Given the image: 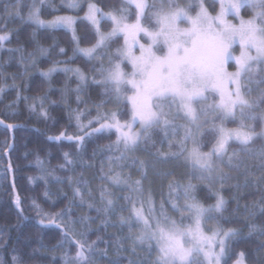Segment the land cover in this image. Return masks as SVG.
<instances>
[{"label":"snow or ice","instance_id":"6c2138e0","mask_svg":"<svg viewBox=\"0 0 264 264\" xmlns=\"http://www.w3.org/2000/svg\"><path fill=\"white\" fill-rule=\"evenodd\" d=\"M61 2L69 9H81L79 0ZM45 3L46 0H40L37 5L34 0L25 23L34 24L37 28L63 27L71 30L75 42L73 56H81L87 62H99L91 69L93 73H99V76H91V82L102 86L104 95L115 102L117 109L123 106L129 117L122 121L118 111L102 112V102L94 105L97 109L95 123L99 127L93 126L92 119L83 124L81 116L84 113L77 109L73 115L83 135L61 132L49 137L51 140L75 139L77 147L82 150L85 136L115 131V143L107 148L112 151L114 147L118 155L108 157V172L104 173L101 167V173H104L101 179L128 192L122 198L124 205L120 209L121 213L127 210L128 215L121 214L118 220L121 229L126 227L128 234L123 240L115 241L116 252L124 250L125 242H128L132 258L127 264H228V259L233 255L228 242L241 233L235 228L204 227L208 220L218 219L214 213L222 214L225 210L227 202L219 190L214 193L215 204L206 208L194 195L196 188L193 184L183 186L184 204L172 203L171 207L181 217L187 214L189 221L185 223L183 218L177 220L169 215L163 202L157 209L151 191L145 190L143 181L147 179L151 167L148 161L131 157L132 163L138 168L137 179L122 175V164L142 143L147 147L152 141L154 129L161 130L165 137L171 131L168 152L157 150L153 155L156 158L183 157L192 171L198 174L197 179L209 184L219 181L220 187H224L229 177L220 165L239 169L243 164L239 153L234 151L228 155L229 141L235 140L242 146L241 151L251 152L248 146L254 138H264V88L253 97L250 87L252 84H264V0H219V10L214 15L204 0H188L185 5L179 4L177 0H151V3L149 0H126V6L108 12L89 0L83 19L92 25L95 37L88 47L80 46L73 28L75 17L64 15L52 20L41 18L40 5ZM131 7L135 8L134 20H130L128 14ZM245 7L250 9L247 18L241 14V9ZM5 11L9 15H20L18 8L10 12L6 7ZM229 16L233 19L229 20ZM105 20L111 21L109 31L102 30L101 23ZM181 23L186 26L181 27ZM117 36H123L124 42L113 53L109 45ZM32 38L35 39V31ZM8 40L9 33H0V49L4 48ZM235 46L239 48V55L233 54ZM9 51L20 53L21 63L29 59L35 64L34 54L29 53L26 58L20 48ZM38 52L41 56L47 55L48 49L38 46ZM64 52L65 49L60 48V53ZM231 61L235 63L234 71H229ZM125 62L131 66L130 72L122 66ZM56 71L57 68L53 66L42 71L41 75L50 78ZM62 71L66 74L71 72L77 78L75 92L79 102L83 86L89 80L88 74L79 67H65ZM68 90L66 84L63 92ZM3 91L4 88L0 87V93ZM40 99L41 115L46 117L47 112L42 107L43 98ZM209 99L212 103H208ZM31 110H36L35 104ZM229 119L239 120V126L226 128L224 122ZM257 119L261 122L259 132L251 124L245 123L246 120ZM177 120L185 123L176 124ZM3 123L0 120V124ZM7 127L11 129L14 125L8 124ZM86 128H91V132L84 131ZM205 128L210 129L214 139L209 151L201 150L203 145L199 139L205 136ZM179 129H183V135L177 139ZM189 141L191 147L188 146ZM173 144L176 145L175 150ZM63 155L65 163L60 165L61 168L74 166L77 161L82 162L79 154L75 158L67 152ZM257 155L264 167V150ZM36 164L43 170V161L39 157ZM8 168L11 170L10 162ZM116 168L121 170L116 171ZM33 179L30 178V181ZM56 179L59 181L60 178ZM68 180L72 185L73 199L79 197L81 203H84L81 185L86 186V182L80 178L73 182L71 176ZM179 187L177 184L169 185L170 190ZM45 195L48 193L45 192ZM88 195H91L90 191ZM100 202L103 207L97 208V212H103L105 216L115 212L117 201L107 187L100 188ZM15 203L20 209L19 195H16ZM33 204L41 217V224L45 223L46 217L49 224L61 227L57 217L63 220L67 210L49 214L40 209L35 201ZM93 206V203L88 204L89 208ZM245 207L250 214L256 207L264 212V203ZM258 230L264 232V227L248 225L249 235ZM63 235L69 243L76 245L75 255L67 252L63 254V264H95L93 254L99 251L95 241L89 243L86 239L77 238L67 228ZM70 236L71 239H68ZM0 246L3 244L0 243ZM140 252L147 255L141 256ZM102 254L106 256L107 249ZM11 264H21V261L13 255ZM110 264L123 262L116 259ZM235 264H245L243 252L238 254Z\"/></svg>","mask_w":264,"mask_h":264},{"label":"trees","instance_id":"16d2710c","mask_svg":"<svg viewBox=\"0 0 264 264\" xmlns=\"http://www.w3.org/2000/svg\"><path fill=\"white\" fill-rule=\"evenodd\" d=\"M33 2L34 0H19V3L17 0H0V33H9V40L5 42L4 48L0 49V87L4 88L0 93V120L4 121L0 124V243L3 244L0 246V264H11L13 255L19 258L21 264H63V254L67 252L75 255L76 251L75 243H69L63 235L65 228L77 238L86 239L89 243L95 241V247L99 249L93 254L95 264H110L116 259L127 264L132 258L129 243L125 242L124 250L119 253L116 252L115 244L117 239L123 240L127 236L121 233L122 229L118 223L119 216L125 215L126 212L124 210L121 213L120 210L123 197L118 196L116 191L113 193L114 185L111 182L106 183L101 179V176L108 172V157L118 155L114 147L112 151L107 148L108 145L115 143V131H103L85 136L82 150L77 147L78 142L75 139L71 141L49 139L61 132H66L68 135H83L73 115L77 109L84 113L81 116L83 124H87L88 120L92 119L93 126L99 127L95 123L97 109L94 105L103 102L104 107L101 111H104L113 106L112 100L104 95L102 86L91 82V76H99L91 71L97 61L87 62L81 56H73L75 42L71 30L37 28L34 24L25 23ZM79 2L81 9L72 10L65 7L61 0H46L45 4L40 5V14L44 20H52L56 16L64 15L77 18L76 27L74 28L73 25L75 34L80 40V46L88 47L94 42L95 37L92 25L83 19L89 0H79ZM91 2L105 12L126 6L125 0H91ZM149 2L151 3V0ZM35 3L39 5L40 0H35ZM187 3L188 0H180L181 5ZM208 5L213 13L218 10V4L208 1ZM6 7L10 12L18 8L20 15H9L5 11ZM134 13L135 8L131 7L128 13L130 20H134ZM243 14L248 17L250 9L245 7ZM101 27L102 30L109 31L111 21H103ZM34 31L35 39L32 38ZM122 45L123 38L117 36L110 43V49L114 52ZM38 46L47 48V55L41 56ZM17 48L22 49L26 58L29 53L34 54L35 64L33 65L29 59L21 63L20 53L9 51ZM60 48L65 49V52L60 53ZM53 66L57 71L52 73L50 78L41 75L42 71H47ZM105 66H107L106 61ZM62 67H79L89 76L87 85L83 86L79 102L75 92L77 78L72 73L66 74L60 71ZM66 84L69 90L65 93L63 90ZM250 87L251 95L255 97L259 90L264 88V84H252ZM40 98H43L42 107L47 112L46 117L41 115ZM208 103H212V100L209 99ZM33 104L36 107L35 111L31 110ZM108 110L105 111L111 112ZM120 110L119 118L122 121L128 119L125 114L127 110L123 106ZM256 111L258 112L259 109ZM178 122L183 120L175 121L176 124H181ZM245 123L251 124L257 132L260 131L259 119L246 120ZM8 124L14 127L8 128ZM224 126L229 129L237 128L239 120H226ZM84 131L91 132V128H86ZM204 131L205 136L199 138L203 145L201 150L209 151L214 139L209 128H205ZM171 138L170 133L165 137L161 130L154 129L152 141L147 147L142 143L138 149L143 152L148 163L162 161L165 167L174 158H156L153 154L157 150L168 152V142ZM175 147L176 145L173 144V150ZM248 147L251 152L241 151L240 144L230 145L228 155L234 151L239 153L243 164L239 169L229 168L226 164L220 165L229 177L224 182L223 188L220 187L219 181L209 184L207 181L197 182L194 177L190 181L196 188L194 195L205 207L215 204L216 196L213 191L215 188H218L227 202L224 212L218 216L217 223L224 229L235 228L241 233L230 242L233 255L228 259V264H234L240 252L245 254L247 264H264V248H262L264 232L258 230L251 235L248 234L249 224L264 227V212L256 207L250 214L245 207L247 205L250 208L254 203H264V167L261 166L260 157L257 155L264 150V138H254ZM65 152L73 158L79 154L82 162L77 161L74 166L61 168L60 165L65 163L63 155ZM94 152L95 156H93ZM37 157L43 161V170L36 164ZM179 159L182 161V166L190 169V165L183 157ZM9 162L11 170L8 168ZM132 166L134 164L130 157L122 164V175H129ZM101 167L104 173H101ZM190 172L193 174L191 169ZM41 176L44 178L39 179L38 177ZM70 176L73 182L77 178L86 182V186L81 185L84 203H81L79 197L73 199L72 185L68 180ZM56 177L60 178L59 181ZM30 178L35 179L30 181ZM180 181L188 182L184 178ZM154 182L161 192L173 183L169 179H165L163 185L157 179ZM183 186L185 185L182 184L179 188L183 190ZM101 187H107L118 204L115 212L108 216L103 212H97V208L103 207L100 202ZM45 192L48 193L47 196ZM16 195L20 197V209L15 203ZM33 201L49 214L67 210L63 218L68 224L61 222L59 217H57V223L61 224L59 228L55 224H49L46 217L45 223L41 224V217L37 214ZM89 203H93L94 206L89 208ZM68 239H71V236ZM105 249H107L106 256L102 254Z\"/></svg>","mask_w":264,"mask_h":264},{"label":"rangeland","instance_id":"374dc122","mask_svg":"<svg viewBox=\"0 0 264 264\" xmlns=\"http://www.w3.org/2000/svg\"><path fill=\"white\" fill-rule=\"evenodd\" d=\"M208 1L218 4V10H219V0H204L206 7H208L209 11L212 12L211 8L208 5ZM177 2L180 4V0H177ZM193 6H195V5H193ZM243 10H244V8L241 9V14L244 16ZM193 14H195V13L193 12ZM214 14L215 13H213V15ZM245 18H247V17H245ZM228 19L232 20L233 18L231 16H229ZM105 21H107V20H105ZM76 22H77V18H76ZM233 22H238V21H233ZM184 26H186V25L181 23V27H184ZM75 27H76V23L74 24V28ZM50 29H54V28H50ZM56 29H64V28L63 27H58ZM121 37L123 38V36H121ZM142 42H143V40H142ZM109 47H110V45H109ZM233 54L234 55H239L238 46L234 47ZM98 63L99 62L97 61V64ZM230 64H231V67H229V71H234L235 70L234 61H231ZM122 66L125 68V71H127L126 69H129V72L131 71V66L127 65V62H125V64L122 65ZM62 69H64V67L60 68V71H62ZM62 72H64V71H62ZM69 73H71V72H69ZM96 74L99 75V73H96ZM111 104L113 106L112 107L110 106L111 108L109 107L108 108L109 110L105 109L106 111L107 110L108 111H118V113L121 111L120 110L121 107L119 109L116 108L114 101H111ZM105 110L102 111V112H106ZM178 123L183 124L185 122L183 121V122H178ZM169 133H170V135H172L171 131H169ZM182 135H183V129H179L177 131L176 138L179 139V137L182 136ZM233 143L239 144L235 140H230L229 143H228V149H229L230 145H232ZM188 146L191 147V141H189ZM132 156H135L138 159L146 160L145 155L139 149H137L135 153L130 154V157H132ZM172 160L173 161H171V162L168 161L170 163L165 165V167H164L162 161L161 162L157 161L158 163H154V164L149 163L151 165V167H149V169H148V177H147L146 180L143 181V184H144V188H145L146 191L147 190L151 191V196H152L153 201L155 202V206L157 207V209L159 208V205L163 202L164 206H165V209L168 211L169 215L173 216L177 220H180L181 218H183L184 222L187 223L189 221V217L187 216V214H185L183 217H181L180 213L174 212L172 210V207H171L172 203H177V204H179L181 206L184 204V193H183V190H181L180 188H177V189H174V190H170V188L168 186V188L165 191L161 192L159 189H157L158 186L156 185V183L154 181H156V179H157V181L159 180L160 182H162V185L164 184L163 182H164L165 179H169V180L173 181L172 184H177V185H182V184L187 185L188 183H191L190 181H191V179L193 177L197 180V182H201V181L196 178L197 175H198L197 173L193 172V174H192L190 172V169L192 171L191 166H190V169L189 168L186 169L185 166H182V164H181L182 161L179 158H176V159L174 158ZM128 173H129V176H131L134 179L139 178V172H138V168H137L136 165L132 166L131 170ZM183 178L186 181H188V182L180 181V179H183ZM202 182H205V181H202ZM112 190H113V193H115V191H116L118 193V196H121V197H123L125 195H128V192L126 190H121L120 188H117V186H115V185H114V189L112 188ZM215 190L217 191L218 188H215ZM215 190L213 189L214 192H216ZM157 192H158V194H157ZM123 205H124V201H123ZM123 205H121V206H123ZM225 207H226V205H225ZM126 215H128V211L127 210L125 212V216ZM213 215L218 218L220 213H214ZM217 220L218 219L208 220L205 223L204 227L206 229H211V228L219 226L218 223H217ZM61 222H63L65 225L68 224V223H66V220L64 218H63V220H61ZM70 229H71V227H70ZM77 233H78V231H76V234ZM121 233H123L124 235L128 234L127 233V228L126 227L123 228ZM231 241L232 240H230L228 242L229 245H230ZM139 255L146 256L147 254L144 253V252H140ZM154 256H155V252H153V258H154ZM245 264H247V263L245 262Z\"/></svg>","mask_w":264,"mask_h":264}]
</instances>
